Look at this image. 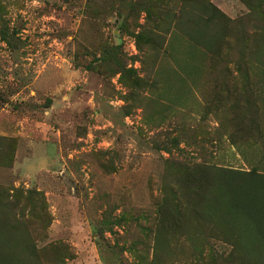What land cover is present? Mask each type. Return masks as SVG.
Returning a JSON list of instances; mask_svg holds the SVG:
<instances>
[{
	"label": "rangeland",
	"instance_id": "1",
	"mask_svg": "<svg viewBox=\"0 0 264 264\" xmlns=\"http://www.w3.org/2000/svg\"><path fill=\"white\" fill-rule=\"evenodd\" d=\"M139 1L0 0V203L39 248L58 244L43 264H252L198 221L194 194L210 166L264 170V65L220 36L250 34L249 13L216 17L206 46L173 31L140 51L160 17Z\"/></svg>",
	"mask_w": 264,
	"mask_h": 264
},
{
	"label": "trees",
	"instance_id": "2",
	"mask_svg": "<svg viewBox=\"0 0 264 264\" xmlns=\"http://www.w3.org/2000/svg\"><path fill=\"white\" fill-rule=\"evenodd\" d=\"M135 4L147 14L148 21H153L157 13L160 17L154 27L134 36L140 51H143L144 36L149 37L150 42L155 39L164 41L173 31L206 46L208 42L205 37L210 32L211 22L216 17L225 18L209 0H140ZM206 28L207 34L204 33ZM218 39L217 34L214 40ZM261 63L264 65V59ZM120 73L122 79H132L133 86H139L143 80L133 68H124ZM238 129L240 130L239 127ZM261 132L264 130L259 129L258 134ZM208 169L203 177L209 178V182H200L194 189V194L202 198V204L196 211L198 221L208 225L217 237L230 244L241 259L252 264H264V170L259 166L248 171L217 166H210ZM194 177L201 178L202 175ZM39 207L41 209L37 217L47 218L49 214L45 205L41 203ZM31 211L34 209L31 208ZM0 214V264H43V252L58 247L56 243H49L39 248L33 242L31 232L16 229V225L21 226L24 222L19 221L8 203H0ZM182 217L170 218V221L167 220L171 225L169 228L163 226L157 230L156 251L163 235L169 234L174 228L190 226Z\"/></svg>",
	"mask_w": 264,
	"mask_h": 264
},
{
	"label": "crops",
	"instance_id": "3",
	"mask_svg": "<svg viewBox=\"0 0 264 264\" xmlns=\"http://www.w3.org/2000/svg\"><path fill=\"white\" fill-rule=\"evenodd\" d=\"M215 7H217L225 16V19H227L231 25V28H233V21L235 20V16L233 14H230L229 11L237 10L239 12L241 11H247L246 13L248 15L247 22L249 23L247 28H251L250 30H253L250 34L247 31L246 28H243L242 30L235 31L231 29L230 31L226 32L223 31L222 37L223 41H233L234 39L237 40V42H241L243 44L249 43V44H256L254 48V52L249 50L252 55V57H255V59L259 60L261 62L262 59H264V0H209ZM243 15V14H241ZM239 23L242 24V22L239 21ZM240 25V24H239ZM226 36H230L232 39L224 40ZM234 38V39H233ZM251 47V46H250ZM249 47V48H250ZM248 48V47H247ZM260 74L263 75L264 79V67L260 68ZM245 77V76H244ZM250 77L249 75L246 76ZM4 126H0V135H4L3 132ZM21 151H18L16 154V159L12 165V170H14L17 173L21 172V160H20V153Z\"/></svg>",
	"mask_w": 264,
	"mask_h": 264
}]
</instances>
